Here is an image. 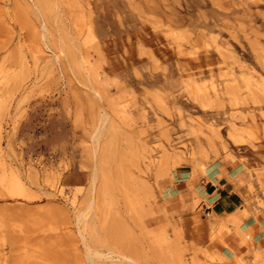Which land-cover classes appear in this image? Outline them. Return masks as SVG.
<instances>
[{"label": "rangeland", "instance_id": "374dc122", "mask_svg": "<svg viewBox=\"0 0 264 264\" xmlns=\"http://www.w3.org/2000/svg\"><path fill=\"white\" fill-rule=\"evenodd\" d=\"M37 1L0 0V264H264V0Z\"/></svg>", "mask_w": 264, "mask_h": 264}, {"label": "bare ground", "instance_id": "6f19581e", "mask_svg": "<svg viewBox=\"0 0 264 264\" xmlns=\"http://www.w3.org/2000/svg\"><path fill=\"white\" fill-rule=\"evenodd\" d=\"M40 1V2H39ZM37 2H39V4L40 5H42V3H41V0H38ZM37 4V3H36ZM44 6H45V4H43V7H41L42 8V10H40V6H37L38 7V9H37V11H43V9H44ZM46 7V6H45ZM39 14V13H38ZM41 14V13H40ZM41 15H43V14H41ZM48 26V25H47ZM42 28H46V26L45 25H43L42 26ZM44 29H43V32H44ZM48 30H49V28H48ZM48 30H46L47 32H48ZM49 33H50V31H49ZM48 34V33H47ZM43 37V39H42V41H43V43H44V45L48 48V50L50 49V51L53 53L52 54V58L54 59V61L55 62H58V61H60L61 59H62V56H64L65 58H67L68 59V56H67V53H66V51L65 50H53L52 48H51V45H50V43H48V39H47V36L49 37V35H46V33L44 32L43 33V35H42ZM50 42V41H49ZM45 47V48H46ZM54 48V47H53ZM83 68H84V72H85V76L87 77V80L88 81H92L93 80V82L95 83V80H96V77H95V80L93 79V73L94 72H91V70H89L90 68H88L89 66H91V63H90V60L89 59H87V58H84L83 59ZM88 63H89V65H88ZM88 66V67H87ZM95 75V74H94ZM89 82V83H90ZM98 82V81H97ZM96 82V83H97ZM91 84L93 85V83L91 82ZM95 85V84H94ZM93 85V88L95 87ZM96 85H99L98 83L96 84ZM100 86V85H99ZM97 87V86H96ZM99 88V87H98ZM98 90V89H97ZM96 90V88H94V91H95V93H97L98 94V92H100L99 90H101V87H100V89L97 91ZM91 91H92V89H91ZM92 93H94V92H92ZM102 94V93H101ZM99 94L101 97L103 96L104 97V94ZM95 95V94H94ZM99 95H96L97 97L99 96ZM100 99V98H99ZM104 99H102V101H103ZM106 110H107V108H106ZM105 110V111H106ZM104 111V110H103ZM104 111V112H105ZM102 114H104L103 112H102ZM110 123V117L108 116V115H106V114H104V115H102V117H101V119H100V122H99V124H98V126H97V128H96V130H95V132H94V134H93V136H92V142H93V144H94V148L92 149L93 150V159L92 160H94V162L96 161V163L95 164H93V165H97V166H94L95 167V170H94V175H93V177H91L92 179V181H91V188H89V190H90V192L91 193H93L95 190H96V188L98 187V185L99 184H101V185H103V187L104 188H109L110 187V184L108 183L109 181L107 180L108 178L106 177V173L107 172H103L102 170V172L103 173H105V174H103L102 172H99L100 171V169H99V166L98 165H102V164H104L105 166H106V162H105V158H106V152H107V145L105 146V151L102 149L104 146L101 144V138H102V136L104 135V133L107 131V127H108V124ZM201 123V122H200ZM233 126H236V125H233ZM1 126H0V139H1ZM237 128V127H236ZM239 128V127H238ZM236 131H238V130H236ZM233 134V133H232ZM232 136H234V135H232ZM102 147V148H101ZM145 147V146H144ZM147 147V146H146ZM145 147V148H146ZM150 148V147H149ZM100 149H102L103 151H100ZM146 150H148V148L146 149ZM155 150V149H154ZM100 152H102V153H100ZM165 152H166V154H168V151L165 149ZM104 153H105V155H104ZM146 153H148V151L146 152ZM103 156H105L104 157V159H103ZM153 158V157H152ZM103 159V160H102ZM155 159V158H154ZM83 160V159H82ZM85 160V159H84ZM87 161V160H86ZM86 161L84 162V163H86ZM103 161H104V163H103ZM107 161V160H106ZM153 161V160H152ZM89 162V161H88ZM91 162V161H90ZM158 162V161H157ZM2 162H1V159H0V164H1ZM155 164V163H154ZM82 165H83V161H82ZM86 165V164H85ZM85 165H83V166H85ZM89 165V164H88ZM92 165V164H91ZM100 165V166H101ZM90 166V165H89ZM103 167V166H102ZM86 168V167H85ZM90 168H91V166H90ZM87 169V168H86ZM103 169V168H102ZM105 169H107L106 167H105ZM102 173V174H101ZM34 176V175H33ZM33 176H32V178H33ZM29 177H31V176H29ZM54 178H55V175H54V173H50V174H48L47 175V177H46V180L48 181H50V182H52V181H54ZM25 179V178H24ZM23 179V177H21V176H19L18 174H15L14 176H13V188H14V190L18 193V194H23V193H25V191L27 190V183H26V181ZM33 181V180H32ZM29 191V190H28ZM27 192V191H26ZM89 192V193H90ZM26 194H28V193H26ZM95 202H96V199L93 197L91 200H90V202L88 203V205H87V207L84 209V211H81V212H79V214H78V216L76 217V218H78L77 220L80 222V223H83V222H86L87 224H88V220H84L86 217V215L85 214H87V211L89 210L90 211V209H92L94 206H95ZM76 212V211H75ZM76 214V215H77ZM224 215H226L227 217H225V218H227V221H229V220H232L233 222H235V221H237L238 223H239V219L236 217V215H234V214H232V213H230V212H226V214H224ZM218 216H220V215H218ZM222 217V216H221ZM217 219H220L219 217L217 218ZM238 219V220H237ZM220 220H224V218L222 219H220ZM78 221H77V224H78ZM225 221V220H224ZM226 221V222H227ZM85 223V224H86ZM113 223V222H112ZM116 223V222H115ZM115 223H113V224H111L110 225V227L108 228L109 229V234H110V236H113L114 235V230H115V232L117 231L116 229H113V227L115 228ZM223 223V222H222ZM225 223V222H224ZM84 224V223H83ZM86 224V225H87ZM117 224V223H116ZM85 226V225H84ZM84 226H83V229H84ZM80 227V226H79ZM117 227V226H116ZM82 228V227H81ZM81 228L79 229V230H81ZM107 229V228H106ZM113 230V231H112ZM82 231V230H81ZM108 231V230H107ZM111 232H113V234H111ZM93 235V234H92ZM115 236V235H114ZM93 237V236H92ZM84 238V237H83ZM114 240V239H113ZM93 241H94V239H93ZM86 242V241H85ZM94 242H96L97 243V240L96 241H94ZM91 243V242H90ZM86 246H87V244H86ZM94 246V245H93ZM229 246V245H228ZM88 251H87V257L90 259V260H92V261H94L95 262V259H96V261L98 262V261H100L102 258H104V257H106V259L109 257V259H113L112 258V256H113V254H115L114 252H109V254L108 255H106V253H104L103 254V251H102V253L100 252V251H98L97 249L95 250L94 248V250L93 249H91L90 248V246L88 245ZM96 248V247H95ZM119 256V255H118ZM121 256V255H120ZM122 257V256H121ZM125 257V256H124ZM127 258V257H126ZM129 258V257H128ZM132 262H133V260H132V258L130 257L129 258ZM240 260V259H239ZM135 261V260H134ZM93 262V263H94ZM112 262V261H111ZM241 262V261H240ZM92 263V262H91ZM123 264V261L122 262H113V264ZM134 263V262H133ZM136 263V262H135ZM94 264H96V263H94ZM104 264V263H103ZM106 264V263H105ZM137 264V263H136ZM242 264V263H241Z\"/></svg>", "mask_w": 264, "mask_h": 264}, {"label": "crops", "instance_id": "0c3cea01", "mask_svg": "<svg viewBox=\"0 0 264 264\" xmlns=\"http://www.w3.org/2000/svg\"><path fill=\"white\" fill-rule=\"evenodd\" d=\"M224 180H227L226 177ZM230 186L231 185H229V183H224V185L219 184V186L215 187L214 191L217 193V197H216L215 205L212 208V212H214L217 215H224L226 214V212L232 213L231 211H233L234 208H240V206L238 205L240 196L237 193H233L232 190L230 189L228 190V187ZM212 187L213 185L204 186L203 184H201L198 190L201 193H208ZM200 192L197 191V194L195 196H197L198 198L201 197ZM215 207H218V209H220V212H217ZM232 214L238 217L237 214L235 213Z\"/></svg>", "mask_w": 264, "mask_h": 264}]
</instances>
